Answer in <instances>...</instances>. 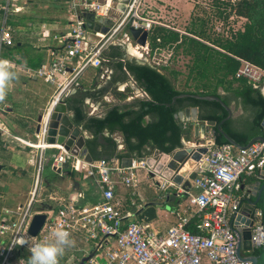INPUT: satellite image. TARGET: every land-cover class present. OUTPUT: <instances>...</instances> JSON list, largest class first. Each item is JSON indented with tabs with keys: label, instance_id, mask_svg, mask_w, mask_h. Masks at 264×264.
Here are the masks:
<instances>
[{
	"label": "built area",
	"instance_id": "1",
	"mask_svg": "<svg viewBox=\"0 0 264 264\" xmlns=\"http://www.w3.org/2000/svg\"><path fill=\"white\" fill-rule=\"evenodd\" d=\"M228 1L236 3L240 0ZM20 2L4 0L0 53L4 46L13 44L12 31L6 21L11 13L19 9ZM79 2L82 8L80 11L100 13L104 17L110 16L113 10L112 0L101 3L87 0ZM144 2L127 0L123 11H118L112 17L113 24L104 34L88 31L82 15H75L70 31L55 37L63 53L54 54L50 63L35 71L37 77L54 87V93L41 116L34 139L26 140L10 135L22 146L35 152V173L25 203L14 209L5 207L0 211V264H20L21 261L27 264L31 253L27 246L19 245L17 240L31 238L29 242L34 244L46 238L51 239V233L57 228L69 231L71 238H84L94 243L93 249L85 253L84 257L88 259L82 264H250L239 260L236 255L237 237L232 221L241 202L248 197L242 189V180L255 176L264 166V140L244 148H235L228 143L204 144L207 151L198 165L206 162L207 167L191 181L189 189L160 176L146 165L145 160L132 159L128 167L121 166L116 159L86 162L79 156L70 155L62 146L47 141L50 117L55 107L64 103L70 89L88 68L100 67L104 61H108L103 57L105 49L123 35L125 29H140L149 33L153 26L160 25L144 14ZM71 7L76 9L77 5L72 2ZM163 54L153 57L152 63L156 66L167 65L171 53ZM235 78L244 79L255 87L263 86L264 69L240 60ZM4 111L0 103V114ZM49 150L58 151L50 162L47 160ZM67 157L71 158L74 171L84 173L96 184L101 198L90 206L68 201L59 203L56 209H42L40 195L44 169L48 166L52 172L60 174ZM138 170H145L154 188L164 196L176 190L177 195L186 197L174 213V225L165 232L155 227L152 221L129 220L135 217L138 208L134 213L130 210L123 212L122 202L115 198L117 183L130 189L131 197L135 196V189L140 182ZM150 173L155 176L151 178ZM113 175L118 179L114 180ZM50 199L58 200L55 197ZM131 201L134 206V201ZM36 214H45L46 219L38 234L31 237L28 229ZM262 215L259 208L253 212L250 239L252 250L264 243ZM78 262L72 261L69 264Z\"/></svg>",
	"mask_w": 264,
	"mask_h": 264
},
{
	"label": "crops",
	"instance_id": "2",
	"mask_svg": "<svg viewBox=\"0 0 264 264\" xmlns=\"http://www.w3.org/2000/svg\"><path fill=\"white\" fill-rule=\"evenodd\" d=\"M87 1L101 3L104 0ZM72 2L77 5L76 9L71 7ZM145 2L143 12L148 17H151L145 11ZM79 3V0H21L18 5L19 9L7 17L6 24L12 31L13 44L2 48L0 59L11 61L14 66L13 70L18 74V79L13 81L8 90L6 100L1 103L5 108V111L0 114V211L5 207L14 209L25 203L14 201V199H12L15 194L11 192L12 187L10 184L12 183V186L16 187L19 180L23 179L22 177H24V174H26V178H30L31 176L33 179L35 173V152L29 148L22 147L11 136L26 140L34 139V135L38 131L39 119H41V116L45 112L54 93V87L37 77L35 71L41 66L50 63L54 58V54L63 53L62 46L58 43L55 37H59L60 35L69 32L74 16L78 14L82 15V11H80L82 8ZM3 4L4 0H0V28L4 17L2 10ZM112 7L113 10H111L109 14L110 16H108L109 18L114 17L117 13L114 9L122 8V5L118 0L113 3ZM95 14L98 16L102 15L100 13ZM11 18L12 24L9 23ZM245 21L244 18L232 15L228 22L229 28L234 31L242 30ZM13 26H20L22 30L18 32ZM166 27L183 33L176 26L166 25ZM129 29H125L123 35L118 37L105 49L103 57L108 61H104L100 67L88 68L78 80L77 84L70 89L64 99L67 112L71 115L73 122L81 128V131L88 138L87 143L91 150V157L94 161L101 159L110 161L116 159L121 165L122 159L129 157L134 159L150 157L156 150L153 148L152 144H146L143 147L141 156H137L133 153L130 156L121 158L120 154L126 152V145L124 143L123 135L118 130H109L106 128L101 132H95L93 129L87 127L91 119L103 118L107 112L113 108H118L120 111L129 109L137 110L141 100L149 99L140 84L135 80L133 73L128 70L126 65L142 66L152 63L151 59L153 57L160 56L163 53L170 52L172 55L171 50L167 49L150 57L148 42L146 47L142 48L137 45L136 42L130 39L127 40V37L129 38ZM261 91L264 95V85L261 86ZM143 92L146 96H144ZM220 95L226 96L229 100V103H226L219 97L232 110L233 116L229 119L232 120V129L239 130L237 121L240 119L251 120L250 110L242 106L240 99L233 98L229 93L220 90ZM185 108L195 107L187 106ZM185 108L177 112L182 113L184 120L183 127H181L183 128L184 133L181 139L183 138L184 141L189 143H194L195 141H198V139L199 141H205V144L211 141V137H213H210L212 126L205 127V124L208 121L203 120L204 116L209 111L197 107V119L195 122H192L188 121L183 114ZM75 111L79 112L81 119L77 120ZM190 117H192V113L190 114ZM154 120L155 118L153 116H148L146 118V122ZM176 120L178 121V124H180V121L178 119ZM196 124L204 125V129L199 127V129L196 130ZM6 132H8V134ZM196 133H198V139L195 137ZM52 151L54 150L47 151L48 162H50L55 156L54 155L51 158ZM27 154H30L29 159L27 158ZM71 162V158L67 157L60 174H55L52 171H50L51 173L48 175L44 174L43 188L45 199L40 203L42 209H56L59 203L64 204L68 201H73L78 205L90 206L100 200V190L96 184H94L90 178L86 177L84 173L74 171ZM22 164H27L28 168L25 169L26 171L21 169ZM138 171L137 174L140 182L139 186L135 189V196L131 197L130 189L125 188L120 183H117L116 185L115 198L122 202L123 212L130 210V212L134 213L139 205L151 201V198L147 199L144 195V187L148 190L152 188L156 191L154 186L152 187L151 185L152 181L147 177V172L143 170L145 173L141 176ZM67 173L68 176L63 179L62 176ZM112 177L114 180L118 179L115 175ZM144 180L145 182H150V184L142 183ZM242 181L244 191H246L247 186L253 185V183L255 185L258 180L255 176H250L245 177ZM21 185L22 184H20V186ZM8 193L9 195L6 196ZM175 194H177L176 190L168 193V203L171 205V210L163 215L158 225H154L162 232H165L169 227L174 225L176 221L174 213L186 200L185 196L180 194L175 196ZM4 196L5 198L3 200L2 198ZM143 196L144 201L141 198ZM50 197H55L58 200L52 201ZM158 197L159 196H157V198ZM131 200L134 201V206L131 205ZM160 211L161 210H158L157 217L160 214ZM129 220L135 221L137 218L132 216ZM192 230L195 231V229ZM72 239H74L75 242L78 240V238L75 237H72ZM72 248H69L66 251H69ZM244 254L246 255L245 252Z\"/></svg>",
	"mask_w": 264,
	"mask_h": 264
},
{
	"label": "trees",
	"instance_id": "3",
	"mask_svg": "<svg viewBox=\"0 0 264 264\" xmlns=\"http://www.w3.org/2000/svg\"><path fill=\"white\" fill-rule=\"evenodd\" d=\"M203 6L201 13L191 15L190 26L183 33L164 24L152 27L148 38L150 57L162 50H171L167 66L152 63L126 65L149 99L141 100L137 110L113 108L103 118L89 121L87 127L95 132L107 128L116 129L123 135L126 152L120 154L121 158L133 153L141 156L146 144L165 153L179 147L184 130L179 127L175 115L187 106L209 111L203 120L216 123L211 127L216 145L227 143L217 131L218 125L237 145L246 146L253 138L261 136L264 119L261 86L255 87L244 79H237L235 73L240 60L264 69V3L262 0L236 3L207 0ZM232 15L246 20L242 30L229 28ZM183 59L185 62H181ZM220 90L240 99L242 106L251 112V120L237 121L239 130L232 129V120L224 121L228 114L220 103L180 97L181 94L218 96L229 103L226 96L220 95ZM75 114L77 120L81 119L78 111ZM148 116L155 120L146 122ZM52 152L51 158L57 150ZM44 196L43 193L41 197ZM258 208L262 211L264 226V191ZM252 254L264 257V243Z\"/></svg>",
	"mask_w": 264,
	"mask_h": 264
},
{
	"label": "water",
	"instance_id": "4",
	"mask_svg": "<svg viewBox=\"0 0 264 264\" xmlns=\"http://www.w3.org/2000/svg\"><path fill=\"white\" fill-rule=\"evenodd\" d=\"M118 0H112L113 3ZM122 8H115L114 11H123L127 0H119ZM82 18L85 20V26L88 31L95 33L101 32L105 33L109 27L113 24V18L98 16L91 11H82ZM116 15V14H115ZM129 39L136 42L137 45L144 48L148 42V33L141 31L140 29H129ZM180 97H193L195 99L206 100V101H217L220 103L228 115L224 121L232 118L233 113L231 108L225 104L218 96H199V95H189L182 94ZM175 101V98L172 102ZM198 108H185L183 114L188 119V121H196V115ZM192 113V117L190 114ZM175 118L180 121L179 127H183V117L182 113L179 112L175 115ZM191 118V120H190ZM40 120V119H39ZM205 127L215 126V122L208 121ZM202 128L204 125H195V129ZM262 135L252 139L246 146L237 145L226 133H224L220 125L217 126V131L224 137L228 144L236 148H244L250 146L255 142H262L264 140V119L261 123ZM38 130V129H37ZM198 133L195 134L196 139H198ZM213 135V131L211 132ZM87 136L81 131L72 120L71 115L67 112V107L64 103L58 104L51 114L48 130L47 141L60 145L72 156H79L83 158L86 162H93L91 157L90 148L88 146ZM214 137L211 141L207 142L214 143ZM205 141H195L194 143H189L184 141L182 138L180 141V146L175 148L169 153L162 152L161 150H155L152 156L138 158L139 160H145L146 165L152 168L154 172L158 173L160 176L172 180L177 186H181L184 189H189L191 181L197 176L201 171H204L207 167L206 162H199L202 156L205 155L207 148L204 146ZM137 158V157H136ZM132 157L125 158L121 160V165L123 167H128L131 165ZM68 176V173L62 176ZM153 178L155 175L150 173L149 175ZM257 183L254 185H249L246 188V194L248 197L243 199L240 204L237 215L234 217L232 224L234 227V232L237 237V248L236 255L239 260L243 262H249L250 264H258L259 258L252 254V242H251V226L253 212L258 208V203L261 200L262 193L264 191V166L256 173ZM244 189V186H242ZM175 196H178L175 194ZM169 200V195L159 196L158 199H153L151 201L144 202L142 205L138 206L135 212V217L139 221L151 222L157 218L158 210L166 205ZM49 210L51 208H48ZM46 219L45 214H36L29 226L28 234L31 237H35L40 229L42 228ZM245 252L246 255L243 253ZM88 259V257L82 258L77 264H82Z\"/></svg>",
	"mask_w": 264,
	"mask_h": 264
},
{
	"label": "rangeland",
	"instance_id": "5",
	"mask_svg": "<svg viewBox=\"0 0 264 264\" xmlns=\"http://www.w3.org/2000/svg\"><path fill=\"white\" fill-rule=\"evenodd\" d=\"M206 2L207 0H146L145 11L151 16L152 19H154L155 22L164 25L174 26V27L176 26L181 31H185L186 28L190 26L192 19L191 15L194 14L196 16L197 13H201V6L204 7L203 5H206ZM9 23L12 24V18L11 21H9ZM13 27L16 28L18 32L22 30L20 26H13ZM181 62H185V60L183 59V61ZM179 65H181V63ZM27 156H28L27 158L29 159L30 154H27ZM27 168H28L27 164L21 165V169H23L24 171H26L25 169ZM50 171H51L50 168L46 167L42 174V179L44 178V174L48 175L51 173ZM138 172L141 176L144 175L145 173L143 170H140ZM22 178L23 179H20L18 184L16 183L17 184L16 187L12 186V183L10 184V186L12 187L11 192L15 194L12 198L14 199V201L25 202L28 198V193L32 189L33 179L31 178V176L30 178H26V174H24V177ZM143 182L150 184V182H145V180L142 181V183ZM20 184L22 185L20 186ZM9 193L6 194V196H8ZM43 193H44V188L42 189L41 195ZM143 193L147 197V199L151 198V200L158 199L157 196H161V195L163 196L161 192H157V190L155 191L152 188L148 190L146 189V187H144ZM41 195H40V200H41L40 203L43 202V200L45 199L42 198ZM4 198L5 196L2 199L4 200ZM141 198L144 201V196ZM170 206L171 205L167 203L166 205H164L159 209L161 210L160 214L158 215L157 219L153 221V225L159 224L160 219L163 217V215L171 210ZM93 247H94L93 242L85 241L84 238H78L77 242L75 243V247H73L69 251H65L64 256L60 258L61 264H66L68 262L70 263L72 261L81 260L82 258H84L85 253L91 251ZM263 260L264 257L259 258L258 264H262Z\"/></svg>",
	"mask_w": 264,
	"mask_h": 264
},
{
	"label": "clouds",
	"instance_id": "6",
	"mask_svg": "<svg viewBox=\"0 0 264 264\" xmlns=\"http://www.w3.org/2000/svg\"><path fill=\"white\" fill-rule=\"evenodd\" d=\"M14 66L7 59H0V103L6 100L8 90L13 81L18 79V74L13 70ZM31 238H21L17 243L27 246L31 253L27 264H59V259L64 256L65 251L75 247V240L71 238V233L63 228H57L51 233V239L31 244ZM20 264H25L21 261Z\"/></svg>",
	"mask_w": 264,
	"mask_h": 264
},
{
	"label": "bare ground",
	"instance_id": "7",
	"mask_svg": "<svg viewBox=\"0 0 264 264\" xmlns=\"http://www.w3.org/2000/svg\"><path fill=\"white\" fill-rule=\"evenodd\" d=\"M136 50V49H135ZM138 51V50H137ZM133 54V53H132Z\"/></svg>",
	"mask_w": 264,
	"mask_h": 264
},
{
	"label": "flooded vegetation",
	"instance_id": "8",
	"mask_svg": "<svg viewBox=\"0 0 264 264\" xmlns=\"http://www.w3.org/2000/svg\"><path fill=\"white\" fill-rule=\"evenodd\" d=\"M253 252V251H252Z\"/></svg>",
	"mask_w": 264,
	"mask_h": 264
}]
</instances>
